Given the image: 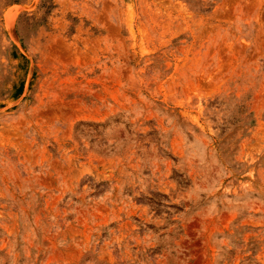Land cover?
<instances>
[{
	"label": "rangeland",
	"instance_id": "rangeland-1",
	"mask_svg": "<svg viewBox=\"0 0 264 264\" xmlns=\"http://www.w3.org/2000/svg\"><path fill=\"white\" fill-rule=\"evenodd\" d=\"M0 264H264V0H0Z\"/></svg>",
	"mask_w": 264,
	"mask_h": 264
}]
</instances>
